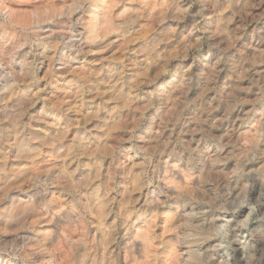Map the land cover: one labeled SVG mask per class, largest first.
Here are the masks:
<instances>
[{"label":"rangeland","instance_id":"1","mask_svg":"<svg viewBox=\"0 0 264 264\" xmlns=\"http://www.w3.org/2000/svg\"><path fill=\"white\" fill-rule=\"evenodd\" d=\"M192 251L264 264V0H0V264Z\"/></svg>","mask_w":264,"mask_h":264},{"label":"bare ground","instance_id":"2","mask_svg":"<svg viewBox=\"0 0 264 264\" xmlns=\"http://www.w3.org/2000/svg\"><path fill=\"white\" fill-rule=\"evenodd\" d=\"M40 5V4H39ZM181 8V7H180ZM185 15V14H184ZM179 18V17H178ZM231 19V18H230ZM106 43V42H105ZM83 51V50H82ZM45 58V57H44ZM78 60V59H77ZM61 75H63V74H61ZM177 76V75H176ZM65 81V80H64ZM177 83V82H176ZM183 83V82H182ZM184 87V86H183ZM258 95V94H257ZM72 109H74V108H72ZM91 110V109H90ZM71 111H73V110H71ZM85 114V113H84ZM46 121V120H45ZM49 123V122H48ZM83 133V132H82ZM107 144V143H106ZM8 150V149H7ZM137 201V200H136ZM96 215V214H95ZM104 217V216H103ZM55 241V240H54ZM105 243V242H104ZM113 243V242H112ZM104 245V244H103ZM113 246V245H112ZM192 250V249H191ZM113 251V250H112ZM140 253V252H139ZM193 254L194 255H197V253L195 254L194 253V251H192V253L189 255V261L187 262V264H191V262H190V260H193V259H195L194 257L195 256H193ZM37 256V255H36ZM91 258V257H90ZM48 259V258H47ZM41 262V264L43 263V258L40 260ZM49 261V260H48ZM50 261L52 262V264H63V263H59V260L55 257V256H51L50 257ZM101 264H119V262L118 261H116V260H114L113 262L112 261H107L106 260V257H104V259L100 262ZM99 263V264H100Z\"/></svg>","mask_w":264,"mask_h":264}]
</instances>
